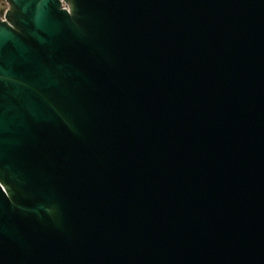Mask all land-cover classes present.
<instances>
[{"label": "water", "instance_id": "95a60500", "mask_svg": "<svg viewBox=\"0 0 264 264\" xmlns=\"http://www.w3.org/2000/svg\"><path fill=\"white\" fill-rule=\"evenodd\" d=\"M5 2L0 264H264V0Z\"/></svg>", "mask_w": 264, "mask_h": 264}, {"label": "rangeland", "instance_id": "374dc122", "mask_svg": "<svg viewBox=\"0 0 264 264\" xmlns=\"http://www.w3.org/2000/svg\"><path fill=\"white\" fill-rule=\"evenodd\" d=\"M7 7L8 6H7L6 2H5V0H0V11L4 10V12H5V10H6Z\"/></svg>", "mask_w": 264, "mask_h": 264}, {"label": "trees", "instance_id": "16d2710c", "mask_svg": "<svg viewBox=\"0 0 264 264\" xmlns=\"http://www.w3.org/2000/svg\"><path fill=\"white\" fill-rule=\"evenodd\" d=\"M7 9V8H6ZM4 14V10L0 11V17Z\"/></svg>", "mask_w": 264, "mask_h": 264}, {"label": "built area", "instance_id": "2783aa9c", "mask_svg": "<svg viewBox=\"0 0 264 264\" xmlns=\"http://www.w3.org/2000/svg\"><path fill=\"white\" fill-rule=\"evenodd\" d=\"M63 7H64L65 9H68L67 6H66L65 4H63Z\"/></svg>", "mask_w": 264, "mask_h": 264}]
</instances>
